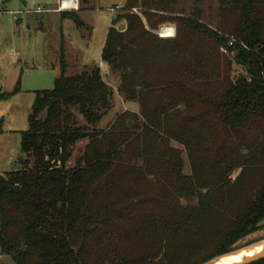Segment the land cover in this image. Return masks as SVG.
Masks as SVG:
<instances>
[{"label": "trees", "instance_id": "trees-1", "mask_svg": "<svg viewBox=\"0 0 264 264\" xmlns=\"http://www.w3.org/2000/svg\"><path fill=\"white\" fill-rule=\"evenodd\" d=\"M240 8L233 33L219 42L235 52L244 74L219 88L194 78L147 77L139 66L142 55L166 42L150 35L133 15L126 16L124 32L108 28L101 61L117 72L125 99H138L143 122L137 132L114 125L95 129L110 108V88L97 66L66 75L61 56L53 88L34 93L28 128L21 133V167L0 173V254L13 264H202L260 228L264 0H240ZM60 17L82 26L77 13L60 12ZM192 23L184 21L190 30ZM19 79L12 93L20 90ZM154 93L163 100L158 102ZM180 103L188 114L180 113ZM1 126L2 120L0 133ZM84 139L82 154L68 167L74 145ZM204 140L211 144L202 146ZM171 142L185 147L190 176L181 174ZM163 158L170 160L167 176L175 193L195 205L135 194L132 182L142 169L133 163L157 164ZM237 168L241 177L254 171L260 175L245 184L244 193L224 196L229 173Z\"/></svg>", "mask_w": 264, "mask_h": 264}, {"label": "rangeland", "instance_id": "rangeland-1", "mask_svg": "<svg viewBox=\"0 0 264 264\" xmlns=\"http://www.w3.org/2000/svg\"><path fill=\"white\" fill-rule=\"evenodd\" d=\"M151 1L79 0L76 10L53 13L48 8L57 9L59 0H0V94L5 95L0 98V173L21 167V133L28 128L34 93L53 88L54 79L61 74V56L66 65V75L73 76L86 67L97 66L110 88V108L94 125L95 129L106 131L112 125L117 129L127 126L136 132L141 129L143 119L138 99H125L119 91L121 79L117 72L101 61L108 28L118 30L117 26L123 25L124 29L120 32H124L127 15L135 16L150 35L166 42H159L153 51L142 55L144 57L139 66L142 72L147 71V77L173 82L181 78L189 82L194 78L197 83H208L219 88L226 79L241 73L233 58L235 52L224 50L219 42V38L229 37L233 33L241 12L240 0H159L156 5ZM60 12L77 13L82 26L76 27L71 20L62 19ZM179 19L192 21L191 30ZM160 26L173 28L174 37H160ZM18 77L20 90L12 93ZM154 94L158 102L163 100L161 94ZM177 107L180 113L187 112L183 103ZM189 115H193V112ZM77 119L80 125L85 124L81 116L77 115ZM231 137L234 138L233 133ZM86 142L84 139L74 145L68 167L76 164ZM171 143L179 153L181 174L190 176L192 163L185 147L178 142ZM210 144L211 141L201 143L202 146ZM169 161L163 158L157 164L152 161L145 164L134 162L142 169L140 178L132 182L135 194L157 197L159 200L164 196L179 198L182 205H195V201H186L180 197L181 193H175L171 187L172 180L167 176ZM240 175L239 168L229 173L224 196L244 193L245 184L251 179L255 181L260 174L254 171L242 177ZM263 223L257 231L247 235L231 249L263 243ZM214 245L215 242L208 245L205 251H211ZM0 264L13 262L9 256L0 254Z\"/></svg>", "mask_w": 264, "mask_h": 264}, {"label": "water", "instance_id": "water-1", "mask_svg": "<svg viewBox=\"0 0 264 264\" xmlns=\"http://www.w3.org/2000/svg\"><path fill=\"white\" fill-rule=\"evenodd\" d=\"M118 28V31H123V25H119L117 26ZM45 111L46 109H44V111H42L40 114V119H44L45 117ZM128 125H130V123H128ZM260 242H256V243H251V244H247V246L245 247H241V248H236V249H232L230 250V252H227V253H224V254H221V255H217V256H214L213 259H210L202 264H214L217 260L223 258V257H226V256H230L234 253H237L239 250H242V249H247V248H250L251 246H254L256 244H259ZM260 260H264V248H262L261 250H259L258 252L252 254V255H249L243 259H241L240 261H237V262H231L229 264H250V263H253V262H256V261H260Z\"/></svg>", "mask_w": 264, "mask_h": 264}, {"label": "built area", "instance_id": "built-area-1", "mask_svg": "<svg viewBox=\"0 0 264 264\" xmlns=\"http://www.w3.org/2000/svg\"><path fill=\"white\" fill-rule=\"evenodd\" d=\"M79 0H59L56 11H74L78 8ZM159 36L164 38L174 37V30L169 26H160Z\"/></svg>", "mask_w": 264, "mask_h": 264}, {"label": "bare ground", "instance_id": "bare-ground-1", "mask_svg": "<svg viewBox=\"0 0 264 264\" xmlns=\"http://www.w3.org/2000/svg\"><path fill=\"white\" fill-rule=\"evenodd\" d=\"M262 248H264V241L263 243L251 246L250 248H247L246 250L242 249V250H239L237 253H234L230 256L223 257L217 260L214 264H229L231 262H237L249 255H252L258 252Z\"/></svg>", "mask_w": 264, "mask_h": 264}, {"label": "crops", "instance_id": "crops-1", "mask_svg": "<svg viewBox=\"0 0 264 264\" xmlns=\"http://www.w3.org/2000/svg\"><path fill=\"white\" fill-rule=\"evenodd\" d=\"M56 8V7H55ZM55 8H48V11H51V12H53V13H57L58 12V10L56 11V9Z\"/></svg>", "mask_w": 264, "mask_h": 264}]
</instances>
